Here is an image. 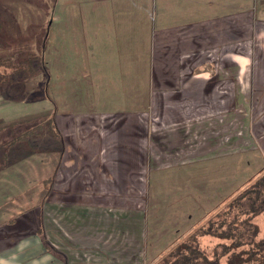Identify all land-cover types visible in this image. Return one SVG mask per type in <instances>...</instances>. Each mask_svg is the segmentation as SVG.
<instances>
[{
	"label": "rangeland",
	"instance_id": "obj_1",
	"mask_svg": "<svg viewBox=\"0 0 264 264\" xmlns=\"http://www.w3.org/2000/svg\"><path fill=\"white\" fill-rule=\"evenodd\" d=\"M84 1L0 0L5 29L0 32V71L4 72L2 64L29 55L43 56L45 61L37 77L24 79L15 73L11 82L0 84V126L25 117L36 123L58 112L66 133L64 155L55 176L60 154L48 149V139L34 136L30 147L19 143L8 148L5 142L13 138L4 131L0 134V198L4 197L0 203L5 204L0 225L11 218L1 225L0 241L17 239L16 223L21 215L22 223L26 220L32 227L39 205H44L47 197H120L122 214L129 215L122 218L123 227L134 229L133 222L141 224L137 226L139 238L131 232L136 239L133 236L130 242L137 247L141 264H152L193 230L206 227L217 207L223 211L221 203L254 181L264 168V151L252 150L257 138L264 135V90L256 88L257 70H247V65L251 70L255 66L253 57L250 61L247 56L264 47V24L255 26L258 30L253 31L251 41L241 38L250 28L235 26L234 43L229 48L233 52L228 54H234L233 73L221 69L230 61L219 55L223 48L202 53L203 65L212 67L213 79L219 83L218 105L211 102L209 106L207 95L206 105L147 106L150 86L144 80L148 75L142 72L150 59L142 28L136 42L122 46L130 50V56L122 58V68L127 70L130 65L133 72L136 69L137 75H132L135 83L132 81V89L129 85L125 90L114 89L118 68L111 66H118L116 60L106 64L105 73H101L104 68L94 63L95 51L82 55ZM56 13L63 18L53 25ZM57 39L63 45L54 44ZM111 45L107 41L106 46ZM239 67L246 69L238 80ZM98 68L99 73H93ZM227 79L234 81L228 96L221 88L229 85ZM156 94L178 96L171 89ZM201 109L205 111L202 116L192 115ZM171 114L176 125L170 122ZM97 172L103 177L101 186L94 178ZM256 221L260 236H264V216ZM103 225L109 227L108 222ZM83 226L76 224L77 231L69 235L82 234ZM200 241L211 250L221 239L206 235Z\"/></svg>",
	"mask_w": 264,
	"mask_h": 264
},
{
	"label": "crops",
	"instance_id": "obj_2",
	"mask_svg": "<svg viewBox=\"0 0 264 264\" xmlns=\"http://www.w3.org/2000/svg\"><path fill=\"white\" fill-rule=\"evenodd\" d=\"M82 8L85 14L83 22L80 21L82 55L95 51L94 63L102 65V68L113 58L116 60L118 66H111L114 70L118 68L114 89L125 90L127 85L132 89V81L135 83L136 77L132 75H137L136 69L133 72L130 65L127 70L122 68V58L130 56V50L123 47L127 41L136 42L138 31L142 28L140 34L144 36L146 57L150 59L149 66L143 67L145 70L142 72V75H148L144 80H148L150 86L147 106L206 105L207 95L209 106H212L211 102L214 106L218 105L219 83L213 79L212 67L203 65L202 53L209 48H223L219 55L230 58V61L222 64L221 69L227 74L233 73L234 54L232 57H228V54L233 52L229 48L234 43L235 26L250 28L251 31H246L241 38L251 41L253 31L258 30H254L255 26L264 24V0H86ZM62 18L58 13L54 14L52 24L62 21ZM107 41L111 42V47L106 46ZM53 43L63 45L58 39ZM247 57L249 60L253 57L255 64L253 70L247 65V70L251 73L257 70L256 88L263 91L264 47L261 45L256 53L252 52ZM245 69H236L238 80ZM93 73H99V68ZM101 73H105V68ZM204 74L209 77H201ZM226 81V85H229L221 88L228 96L229 91L234 89V81ZM160 89L174 90L178 96L170 94L166 98L158 97L156 91ZM186 112L190 113L191 110L186 109ZM203 112L202 109L197 110L192 115L195 117L201 113L202 116ZM171 116L170 122L176 125L173 114ZM55 119L66 137L64 121L58 112ZM257 140L252 150L264 151V135ZM101 176L97 172L94 177L100 186V180L103 181ZM3 198H0V202ZM120 201V197H47L44 200L46 203L39 205L32 227L26 225V220L22 223L21 215L17 217V239L0 241V264H141L138 249L130 242L134 235L139 238L137 226L141 224L133 222L134 229L123 227L122 218L129 215L124 212L127 215L123 216ZM4 205L0 203V214L5 209ZM7 218L4 219L6 223L11 221V218ZM107 222L108 228L103 225ZM76 224L84 225L83 233L70 236V233L77 231ZM62 225H70L74 229L68 231ZM88 236L96 239L90 242ZM84 254L90 259L85 258Z\"/></svg>",
	"mask_w": 264,
	"mask_h": 264
},
{
	"label": "trees",
	"instance_id": "obj_3",
	"mask_svg": "<svg viewBox=\"0 0 264 264\" xmlns=\"http://www.w3.org/2000/svg\"><path fill=\"white\" fill-rule=\"evenodd\" d=\"M0 32H5L1 11ZM44 62L43 56L29 55L18 59L15 63H4L2 64L4 72L0 71V84L11 82L15 73H20L24 79L37 77ZM3 131L13 138L5 142L8 148L19 143L30 147V138L34 136H44V139H48L50 141L48 149L60 154L52 174L55 176L65 151L64 137L56 122L55 113L51 112L45 119L36 123H32L31 118L26 117L9 121L0 126V134ZM8 156L6 152L5 157ZM222 206L224 210L220 212L217 207L215 217L209 219L206 227L199 228V226L196 231L193 230L179 243L173 245L174 247L159 254L157 261L152 264H264V236H260L256 221L258 216H264V168L254 181L234 197L225 199L219 208ZM214 212L215 210L212 213ZM206 235L220 238L221 241L210 250L201 245L200 239ZM224 257H227L226 261H223Z\"/></svg>",
	"mask_w": 264,
	"mask_h": 264
}]
</instances>
